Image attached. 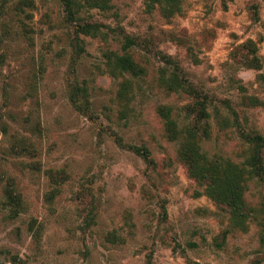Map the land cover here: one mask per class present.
I'll return each mask as SVG.
<instances>
[{"label": "rangeland", "instance_id": "1", "mask_svg": "<svg viewBox=\"0 0 264 264\" xmlns=\"http://www.w3.org/2000/svg\"><path fill=\"white\" fill-rule=\"evenodd\" d=\"M73 1L102 34H79L78 55L59 0H0V264H264V184L245 165V137L264 142V0H179L169 17L148 0ZM123 53L137 76L108 65ZM185 88L205 98L200 163L243 171L241 223L166 132L191 119Z\"/></svg>", "mask_w": 264, "mask_h": 264}, {"label": "trees", "instance_id": "2", "mask_svg": "<svg viewBox=\"0 0 264 264\" xmlns=\"http://www.w3.org/2000/svg\"><path fill=\"white\" fill-rule=\"evenodd\" d=\"M107 0H83L86 7L104 9ZM148 5L152 7L156 5L160 13L169 17L179 11V0H148ZM64 18L68 22H74L77 10L75 9V3L73 0H59ZM250 20L252 23L258 22V14L255 6L249 8ZM74 39L71 42V46L75 54L82 52L80 41L77 36H100L97 26L89 23H80L78 20L74 26ZM134 41L127 36H122L121 50L125 52L131 46L134 45ZM108 65H111V69L118 75L128 74L130 76H137L139 74V68L131 61V59L123 53L121 56L113 55L108 57ZM184 91L192 96V103L186 106V113L191 117L187 125L180 131L176 132L173 128L171 121L165 122L166 132L169 133L171 139H179V147L177 156L181 164L184 166L188 175L194 179H202L207 184L205 189L206 195L214 200L219 205L224 206L232 217L238 223H241L245 215L244 202L242 199V183L240 177L243 174L242 170L237 169L235 166L228 165L218 175L212 167H204L200 163L199 154L197 153L196 137L205 135V129L202 127V120L207 117L205 112V98L199 97L193 93L189 88H185ZM71 102L74 108L82 115H87L89 111V103L86 97L85 90L83 88H72ZM246 141L251 144V154L245 161V165L248 166L250 174L255 176L257 180L264 184V159L262 151L264 149L263 140L253 135L245 137ZM135 154L139 155L143 161L148 164L151 163L146 149L142 147L127 146Z\"/></svg>", "mask_w": 264, "mask_h": 264}]
</instances>
